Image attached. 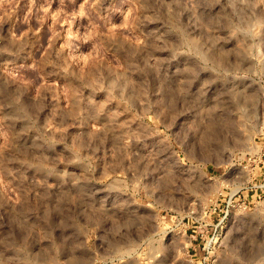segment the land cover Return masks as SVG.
I'll return each instance as SVG.
<instances>
[{"label":"rangeland","instance_id":"obj_1","mask_svg":"<svg viewBox=\"0 0 264 264\" xmlns=\"http://www.w3.org/2000/svg\"><path fill=\"white\" fill-rule=\"evenodd\" d=\"M263 176L264 0H0V264H264Z\"/></svg>","mask_w":264,"mask_h":264},{"label":"built area","instance_id":"obj_2","mask_svg":"<svg viewBox=\"0 0 264 264\" xmlns=\"http://www.w3.org/2000/svg\"><path fill=\"white\" fill-rule=\"evenodd\" d=\"M261 182H262V184H264V176L262 177ZM261 187H262V186H260V185H259V186H256V189L259 190V188H261ZM237 206H238V208L241 209V210H245L246 207H247V205H246L245 202L238 203ZM190 237L194 238L193 235H190Z\"/></svg>","mask_w":264,"mask_h":264}]
</instances>
